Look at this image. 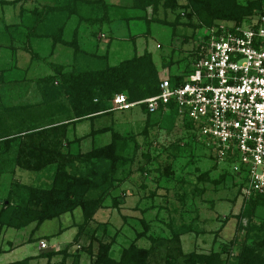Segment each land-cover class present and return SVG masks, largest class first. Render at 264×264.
Instances as JSON below:
<instances>
[{
	"label": "trees",
	"instance_id": "16d2710c",
	"mask_svg": "<svg viewBox=\"0 0 264 264\" xmlns=\"http://www.w3.org/2000/svg\"><path fill=\"white\" fill-rule=\"evenodd\" d=\"M29 1L0 0L3 9L6 6L16 8L22 2L16 24L4 23L0 34L25 36L28 42L34 36L38 39L54 36L53 50L57 44H62L72 51V55L68 63L50 64L51 72L36 79L34 83L41 92V99L35 104L8 103L9 99L14 98L13 86L18 83L7 79L6 71L9 69L0 70V104L5 105L1 111L2 116L0 115V171L4 174L5 164L1 162L11 154H14V167L24 171L42 173L53 168L52 183L49 187L18 186L23 188L22 191L15 188L9 192L0 207V237L5 230L19 231L31 225H35L37 229L46 221L61 218L66 214L73 215L80 209L82 222L77 226L78 232L73 242L64 249L42 253L39 257L46 260V264H85L82 261L84 253L91 257L90 264H264V216L261 214L264 210V194L256 193L249 199H243L241 212L235 218L238 219V229L246 231V238L235 254L231 252L232 247L226 246H220L218 250L211 249L208 253H185L182 237L192 233L198 236L203 230L200 227L201 222L195 217L186 220L183 216L180 217V214H172L169 217L166 225L169 235H154V224L141 219L143 231L138 232L129 246L122 249L118 259L111 256L112 248L118 241V234L102 239L98 238L97 231L100 229L105 235L108 224L97 222L96 229L92 230L90 227L100 210H120L121 205L126 203L128 192L119 195L114 192L121 190L133 175L130 166L134 155L140 149L134 135L121 133L116 130L114 124L96 128L94 122L114 112L112 105L116 95L124 94L128 102L135 103L158 95L160 83L164 78L169 79L173 87L184 84V80L192 72L191 65L198 58L199 52V49L195 48L191 52V61L187 60L183 68L181 62L170 61L160 70L150 51L145 49L139 53L134 46L131 58L111 65V41L109 40L104 53L97 51L102 41L101 28L106 23H111L112 18H119L126 24L144 20L148 25H168L172 28V36H175L182 14H178L173 22L161 20L157 15L161 10H183L188 24L203 30L206 35L208 29L219 27L221 23L241 25L258 14H264V0H248L245 4L239 0H185L184 3L179 0H131L129 6H121V9H133V15L126 12L114 13L115 10H121L120 7L108 4L106 0H51L46 3L35 0L37 3L33 8L24 5ZM73 18L78 20L74 22L75 27H72L69 33L68 23H71ZM58 21L60 29L59 36L56 37L54 32L51 33L49 26ZM42 27L43 33L38 29ZM95 27L98 29L94 30ZM193 37L198 39L199 35ZM131 40L135 42L136 38ZM188 40V37H185L184 41ZM94 41L96 42L93 43ZM86 45H92L91 50ZM19 49L12 46L13 58L21 50L31 58V63L40 59V55L29 45L25 44ZM16 61L18 62L17 57ZM12 67L17 69V63ZM173 67L179 70L173 72ZM163 71L166 73L163 74ZM140 106L149 122L153 114L148 112L145 105ZM168 107V112L177 114L173 103ZM83 122H90V134L70 140V131L75 132L76 126ZM150 122L161 126L160 121ZM151 124L148 125L151 127ZM183 127L192 129L193 125L189 122ZM173 129L174 126H171L166 130ZM106 133H111V142L96 146L95 138ZM142 133L147 134L148 129L145 128ZM89 137L93 139L89 151H72L74 144L79 145ZM131 142L135 143V147L133 156L129 157L126 152L130 149ZM186 146L182 140L177 141L174 154L179 152L180 147ZM144 157L148 161L151 159L149 152L144 154ZM169 158H172V155L167 156L169 163L164 168H158V172L166 177L175 175L173 161ZM223 171L224 174L213 183L220 185L227 177H231V184L236 191L231 194L232 198L228 199L235 204L242 198L243 183L238 182L239 175ZM204 175L203 178L208 179L209 174L207 177ZM198 193L201 195L204 190H198ZM157 194L158 191H155L151 197L155 199ZM177 197L183 204L190 199L188 194H177ZM108 200H111L110 206L107 205ZM150 208L154 209V206ZM231 215L224 219L223 227L232 218ZM175 216H178V219ZM243 220H247L246 226H242ZM85 235L90 239L87 246L82 243ZM144 239L150 242L148 247L139 245ZM10 244L8 249L0 248V254L16 248ZM95 244L98 245L96 252ZM76 245L79 249L73 252L72 249ZM60 256V262L56 263L55 259ZM32 260L33 258L29 257L8 264H30Z\"/></svg>",
	"mask_w": 264,
	"mask_h": 264
},
{
	"label": "rangeland",
	"instance_id": "374dc122",
	"mask_svg": "<svg viewBox=\"0 0 264 264\" xmlns=\"http://www.w3.org/2000/svg\"><path fill=\"white\" fill-rule=\"evenodd\" d=\"M39 1L51 2V0ZM239 1L245 4L248 0ZM108 2L119 6L121 9V6H129L131 0H108ZM179 2L184 3L185 0H179ZM21 3L16 8L6 6L3 9L0 5V30L4 29V23L9 25L16 24ZM36 3L35 0H30L24 5L33 8ZM151 11L150 9V17ZM116 12H126L128 15H133L135 11L133 9L126 11L121 9L114 11V13ZM178 14H182V17L177 26L175 36H172V28L168 25L158 23L148 25L144 20L132 21L126 24L119 18H112V22L106 23L100 30L102 41L97 51L100 54L104 53L110 40L109 61L111 65H116L125 59L131 58L134 54L135 46L139 53L144 52L145 49L150 51L160 70L170 61L181 62L183 65L181 68H183L187 60L191 61V52L195 50L199 40L203 38L204 31L191 27L188 24V19L183 16V10H178L177 12L161 10L157 18L173 22ZM77 20L78 18H73L71 23H68L67 30L69 33L72 27H75L74 22ZM59 27V21L49 26L51 33L54 32L56 37L59 36ZM38 29L43 33V27ZM97 29L98 27L94 28V30ZM196 34L199 35L198 39L193 37ZM13 35L4 34L0 36V70L9 69L6 71L7 79L15 80L18 83L14 85V92H12L14 98L9 99L8 103L12 105L21 104L20 102L25 98L27 91L32 98H35V101H40V90L38 88L31 89L29 86L36 87L34 83L36 79L51 72L50 64L63 65L68 63L72 51L62 44H57L53 50L54 36L52 38L49 36L46 39H38L34 36L28 42L25 36ZM133 37L136 38L135 42L131 40ZM185 37L189 39L187 42L184 41ZM25 44L29 45L40 55L39 60L35 59L31 63V58L26 54L24 55V51L20 49ZM12 46L20 48L16 56L17 59H20L19 62L16 61V57L13 58ZM88 48L91 50L92 45L88 46ZM23 55L24 57L21 60L20 56ZM25 56L28 57L26 62ZM16 63L18 65L17 69L12 67ZM176 70H179V68H172L173 72ZM162 73L165 74L166 72L163 71ZM4 106V104H0V113ZM112 107H114V104ZM150 121L154 123L160 121L161 126L153 125ZM150 121L148 122L141 106L138 105L123 110H116L94 122L96 128L114 124L116 130L121 133L134 135L140 149L134 155L133 163L130 166L133 175L121 190H117L114 193L119 195L120 193L128 192L129 196L126 198V203L121 205L120 210L111 208L100 210L90 227L92 230L96 229L97 222L108 224L107 236L99 229L97 231L98 238L104 239L108 235L111 238L118 234V241L111 251V256L118 259L122 249L129 246L131 241L136 238L138 232L143 231L141 219H146L147 222L154 224V235H169L166 226L169 217L172 214H180V217L183 216L186 220L195 217L201 222L202 225L200 227L203 230V233L198 236L192 233L182 237L185 253L192 251L208 253L211 249L218 250L220 246L232 247L231 252L233 254L237 253L240 244L246 238V231L238 229V219L235 218L241 212L243 200L240 197L238 202L234 204L228 199L232 198L231 194L236 191L231 184V177H227L220 185L213 183V181L218 180L224 174L223 170L232 173L231 165L228 163L217 164L216 160L213 159L212 148L207 146L206 138L200 137L196 130L183 127L191 120H187L185 123L184 121L182 122V119L176 113L172 115L170 112L166 114L158 112L151 116ZM148 124L152 126L150 127ZM171 126H174V129L167 131ZM145 128L148 129L147 134L142 133ZM90 132V122H83L76 126L75 132L73 130L70 131L69 138L70 140H75L76 138L87 136ZM179 140H182L183 144L186 143L187 146L185 148L180 147L179 152L174 154V145ZM110 142L111 133L98 135L94 140L95 145L98 147L107 145ZM92 145L93 139L89 137L80 142L79 145L74 144L72 151L74 153L78 151L87 152ZM134 147L135 143L131 142L130 149L126 152L127 156H133ZM147 152L151 156L150 161L144 157ZM168 155H172V158L169 159H171V162L173 161L175 175L166 177L163 173L158 172V168H164L169 163L167 161ZM13 158L14 154H11L1 162L5 164V172L3 174L0 171V207L3 201L7 199L9 192L15 188L18 189V186L45 188L52 183L53 168L42 173L24 171L16 168V166L14 167ZM207 174H209L208 179L203 178V175L207 177ZM21 189L19 188V190ZM198 190H204V193L199 195ZM155 191H158V194L154 199L151 194ZM177 194H180V196L188 194L190 199L183 204L184 202H180L181 200L177 197ZM107 205H111V200L107 201ZM151 206H154V209H151ZM261 214L264 216V210H262ZM230 215L232 218L223 227L224 219ZM175 217L178 219V216ZM81 222L82 212L78 209L73 215L66 214L61 218L46 221L37 229H35V225H31L19 231L15 229L5 230L0 237V248L8 249L11 245L10 243L16 248L12 252L1 253L0 264H8L29 257L35 260L33 264H46V260L39 256L45 252L64 249L71 244L78 232L77 226ZM246 222L247 220H243L242 226H246ZM29 239L32 240L29 241ZM41 240L47 243L49 247L47 250L39 248ZM89 240L85 235L82 243L87 246L90 242ZM233 242L234 244L232 245ZM139 245L148 247L150 242L144 239L140 241ZM97 248L98 245L95 244V252ZM77 249L79 247L76 245L72 251L74 252ZM61 258V256L57 257L55 262H60ZM91 260L87 253L83 254L82 261L85 264H90ZM69 262L71 263V260Z\"/></svg>",
	"mask_w": 264,
	"mask_h": 264
},
{
	"label": "built area",
	"instance_id": "2783aa9c",
	"mask_svg": "<svg viewBox=\"0 0 264 264\" xmlns=\"http://www.w3.org/2000/svg\"><path fill=\"white\" fill-rule=\"evenodd\" d=\"M196 48L184 84L173 87L164 78L158 95L135 103L116 95L112 110L145 105L151 114H166L173 103L182 122L191 120L206 138L216 163L239 175L242 200L264 194V14L208 29ZM39 247L49 248L45 241Z\"/></svg>",
	"mask_w": 264,
	"mask_h": 264
},
{
	"label": "crops",
	"instance_id": "0c3cea01",
	"mask_svg": "<svg viewBox=\"0 0 264 264\" xmlns=\"http://www.w3.org/2000/svg\"><path fill=\"white\" fill-rule=\"evenodd\" d=\"M106 2H108V0H106ZM108 4H111V3H109L108 2ZM25 55V54H24ZM24 55L23 56H20V58H21V60L23 59V57H24ZM19 60L20 59H18V62H19ZM28 60V57L27 56H25V62ZM25 86V85H24ZM29 86V85H28ZM29 87H31V89L33 88H36V87H34V86H29ZM13 88H14V86H13ZM12 88V89H13ZM39 101V100H38ZM38 101H35V98H32V96H31V94L27 91L26 92V96H25V98L24 99H22V101L20 102L21 104H35V103H37ZM0 115H1V113H0ZM117 192V191H116ZM115 193V192H114ZM40 248V247H39ZM2 249V248H1ZM12 252V251H11ZM44 260V259H43ZM33 263H35V260L33 259L32 261H31V263L30 264H33Z\"/></svg>",
	"mask_w": 264,
	"mask_h": 264
}]
</instances>
